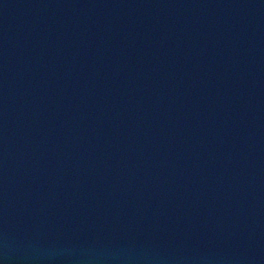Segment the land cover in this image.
<instances>
[{"label": "water", "instance_id": "water-1", "mask_svg": "<svg viewBox=\"0 0 264 264\" xmlns=\"http://www.w3.org/2000/svg\"><path fill=\"white\" fill-rule=\"evenodd\" d=\"M0 264H264V0H0Z\"/></svg>", "mask_w": 264, "mask_h": 264}]
</instances>
